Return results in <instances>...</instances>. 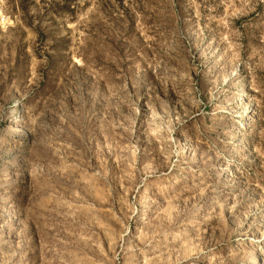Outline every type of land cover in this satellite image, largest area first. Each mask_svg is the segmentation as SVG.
Returning <instances> with one entry per match:
<instances>
[{
    "label": "rangeland",
    "instance_id": "374dc122",
    "mask_svg": "<svg viewBox=\"0 0 264 264\" xmlns=\"http://www.w3.org/2000/svg\"><path fill=\"white\" fill-rule=\"evenodd\" d=\"M0 15V264H264V0Z\"/></svg>",
    "mask_w": 264,
    "mask_h": 264
},
{
    "label": "built area",
    "instance_id": "2783aa9c",
    "mask_svg": "<svg viewBox=\"0 0 264 264\" xmlns=\"http://www.w3.org/2000/svg\"><path fill=\"white\" fill-rule=\"evenodd\" d=\"M0 22L4 23L5 22V18L3 16L0 15Z\"/></svg>",
    "mask_w": 264,
    "mask_h": 264
}]
</instances>
